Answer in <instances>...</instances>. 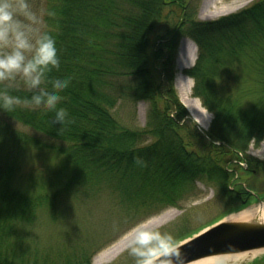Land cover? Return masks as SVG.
Segmentation results:
<instances>
[{"label": "trees", "instance_id": "obj_1", "mask_svg": "<svg viewBox=\"0 0 264 264\" xmlns=\"http://www.w3.org/2000/svg\"><path fill=\"white\" fill-rule=\"evenodd\" d=\"M198 4L44 1L43 6L56 12L48 24L60 58V68L49 76L72 77L59 105L69 116L63 125L52 123V113L33 111L23 102L14 111H0V120H6L0 123V264H90L104 241L44 246L22 229L23 222L32 226L38 209L53 215L60 207L57 196L63 193L88 196L95 187L99 194L102 185L110 188L116 204L127 211L124 223L153 206H175L181 189L197 181L211 182L222 195L240 199L242 193L228 188L233 175L226 167L253 138L264 137V0L210 22L197 20ZM182 38L197 47L194 65L183 74L193 81V96L213 116L205 133L209 141L199 140L198 148L189 146V140L196 143L201 134L187 125L194 126L174 89ZM238 70L244 79H254L258 105L248 108L242 96L219 91L217 81ZM10 91L22 100L30 95L22 87ZM140 101L149 107L147 123L133 130L118 120V110ZM10 124L48 142L17 132ZM146 138L153 142L144 144ZM29 148L45 149L55 161L43 172L26 176L19 156ZM136 156L146 166L137 165ZM86 187L89 191L78 189ZM96 237L107 238L104 233ZM253 264H264V259Z\"/></svg>", "mask_w": 264, "mask_h": 264}, {"label": "rangeland", "instance_id": "obj_2", "mask_svg": "<svg viewBox=\"0 0 264 264\" xmlns=\"http://www.w3.org/2000/svg\"><path fill=\"white\" fill-rule=\"evenodd\" d=\"M44 1L34 0V3L39 7L44 5ZM256 1L258 0H199L196 18L203 22L214 21L247 9ZM186 41L192 43L187 38H182L179 41L175 57L174 89L187 113L188 119L194 124V126L190 123L187 125L190 129L194 128L197 133L201 134L195 140L196 143L189 140V146L198 148L202 145L199 140L206 143L209 141L205 133L210 130L213 116L205 110L199 98L193 96V81L188 78L189 83L181 77L187 78L183 72L193 65L190 66L186 61L183 62L179 55V48L182 43L187 45L188 55H192L191 45L187 44ZM193 45L195 46L194 43ZM250 78L244 79L242 72L238 70L217 81L216 84L221 94H231L233 97L238 95V98L242 96L243 102L250 108L252 105H258L256 102H259L256 94L257 85L254 83V79ZM221 87H224V89H221ZM183 99L186 105L182 102ZM191 99H195L199 108L209 117H201L197 105ZM148 108V104L142 101L134 105L122 104L119 106L118 120L133 130H141L147 123L146 112ZM187 108L200 118L201 124L195 121ZM3 121L6 122V120ZM3 121L0 120V123ZM10 125L17 132L31 134L40 141L48 142L21 126ZM151 142H153L152 138H146L144 144ZM213 145L219 146L218 143L214 142ZM14 155V152L11 153V156ZM237 157L238 160L232 161L230 166L226 167V170L233 175L232 183L228 185V188L242 193L240 199L222 195L221 190L211 182L197 181L186 184L181 189V195L179 194L176 197L175 206L166 208H161L162 205L153 206L128 223H124L127 211L116 204V198L112 197L110 188H104L102 185L100 194L99 191L96 192V187L93 191H89L86 187L78 189L91 192L88 196L78 195L74 191L57 196L59 198L58 206L60 207L53 215L47 209H38V213L32 217V226L27 222H23L21 226L23 230L34 233L33 235L36 236L34 239L44 246L59 243V245L73 246L75 242L81 244L83 240L90 241V239L98 242L104 241L101 245H105V247L91 256L90 264H134L135 258L128 252V242L132 228L140 222H146L149 226L158 228L161 232L172 234L181 243L220 220L236 217L243 211L259 207V201H264V170H262L264 169V137L253 138L244 151L237 153ZM19 161L21 172L27 176L44 171L50 167L55 158L45 149L29 148L21 152ZM260 164L262 165L259 166ZM260 168H262V171ZM239 172H241L240 176ZM122 202L124 205L128 203L127 200ZM79 204L85 206H78ZM67 206H71V208ZM65 211L66 214H64ZM152 213L154 214L149 216ZM107 222L113 227V233H111L112 230L109 229ZM12 227L16 230L19 229L15 222ZM101 233H104L107 238L97 239L96 236ZM107 234L109 235L107 236ZM76 239L77 241H75ZM261 259H264V254L248 261V264H253Z\"/></svg>", "mask_w": 264, "mask_h": 264}, {"label": "clouds", "instance_id": "obj_3", "mask_svg": "<svg viewBox=\"0 0 264 264\" xmlns=\"http://www.w3.org/2000/svg\"><path fill=\"white\" fill-rule=\"evenodd\" d=\"M55 15L34 0H0V111H14L23 102L33 111L52 113V123L63 125L68 120L67 109L59 105L72 77L49 76L60 68L56 37L48 24ZM21 87L30 93L23 100L10 91ZM134 160L146 166L141 157ZM128 252L134 264H184L180 242L146 222L132 228Z\"/></svg>", "mask_w": 264, "mask_h": 264}, {"label": "water", "instance_id": "obj_4", "mask_svg": "<svg viewBox=\"0 0 264 264\" xmlns=\"http://www.w3.org/2000/svg\"><path fill=\"white\" fill-rule=\"evenodd\" d=\"M262 202L259 201L260 204ZM260 218L254 214H238L220 220L181 242L184 264L211 258L229 259L224 264H248V261L263 255L264 223Z\"/></svg>", "mask_w": 264, "mask_h": 264}, {"label": "bare ground", "instance_id": "obj_5", "mask_svg": "<svg viewBox=\"0 0 264 264\" xmlns=\"http://www.w3.org/2000/svg\"><path fill=\"white\" fill-rule=\"evenodd\" d=\"M205 11H207V10H205ZM186 42H187V44L191 45L192 55L191 56L188 55V48H187V45L184 43H182L180 45L179 55L182 58L183 62L186 61V63H189V65L191 66L192 64H194L195 59L197 57V49L193 45V42L192 43L190 41H186ZM181 77L186 79L190 83V80L188 78H185L183 76H181ZM191 101L197 105V108L201 114V117L204 116V118H205L207 116V114H205V112L201 108H199L197 101L195 99H191ZM182 102L185 104L184 99L182 100ZM187 110H189V112L192 114V117L195 119V121H197L198 123L201 124L200 118H198V116L195 115L189 108H187ZM251 214L257 215L258 217H264V202H262L257 209H250L249 211H243L242 213L239 214V216H248ZM227 260H229V259L211 258V259H207V260L195 263V264H224Z\"/></svg>", "mask_w": 264, "mask_h": 264}]
</instances>
